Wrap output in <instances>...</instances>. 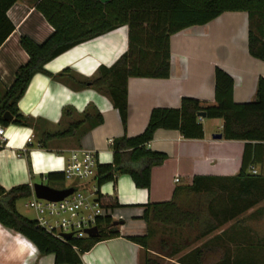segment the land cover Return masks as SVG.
<instances>
[{
    "label": "crops",
    "instance_id": "crops-1",
    "mask_svg": "<svg viewBox=\"0 0 264 264\" xmlns=\"http://www.w3.org/2000/svg\"><path fill=\"white\" fill-rule=\"evenodd\" d=\"M35 3L36 0H17L6 12L14 29L0 45V88L12 84L16 69L28 59L19 44L20 37L27 36L35 43H42L53 32ZM247 31L245 12H224L205 25L172 34L169 37V77L127 79L124 123L105 92L91 86L79 87L78 83L96 77L100 66L110 67L127 50L126 26L80 43L48 61L44 67L50 73L67 72L59 79L36 73L29 81L17 107L33 121L30 126H4L6 139L0 148L1 187L8 190L28 184L31 193L36 176L45 182L41 183L57 190L80 188L88 192L96 187L101 202L98 201L111 208L108 213L120 236L95 243L80 255L82 264H144L149 256L169 260L170 256L159 254L155 245L146 249L125 237L147 234V223L141 218L144 204L172 199L175 188H179L175 196L178 203L186 191L182 187L189 186L197 175L230 177L238 173L244 143L213 138L214 134L221 133V119L198 117L203 127L202 139H185L176 129H157L146 146L164 153L166 158L151 168L148 189L137 188L127 174H118L115 180L100 186L94 178L87 182L77 180L66 187L60 185L64 175L59 182H48L46 175L62 172L71 151L79 149L94 151L97 165L111 163L113 154L109 143L121 136L141 133L155 107L178 108L181 99L186 97L212 100L216 67L232 77L235 103L251 101L258 78H264V62L249 55ZM94 111L101 115L102 122L90 127L84 115ZM208 120L212 121L210 125H207ZM75 122L79 123L73 133L56 135ZM47 134L50 136L46 138ZM21 151L23 155L18 154ZM115 203L117 206L113 205ZM154 228L153 239L161 235L167 237L171 231L159 225ZM218 253L217 250V258L224 251ZM225 253L230 257L226 250ZM182 254L174 256L178 259ZM172 263L179 264L175 260ZM0 264L54 263L53 255L40 256L21 234L0 224Z\"/></svg>",
    "mask_w": 264,
    "mask_h": 264
},
{
    "label": "trees",
    "instance_id": "trees-1",
    "mask_svg": "<svg viewBox=\"0 0 264 264\" xmlns=\"http://www.w3.org/2000/svg\"><path fill=\"white\" fill-rule=\"evenodd\" d=\"M16 1L0 0V45L14 29L6 12ZM35 8L52 26L53 32L42 43H35L27 36L20 37L19 44L28 59L16 69L12 84L0 88V124L3 126L32 124L33 120L21 114L17 107L32 76L42 73L59 79L67 72L50 73L44 67L48 61L121 26H126L128 30L127 50L110 67L100 66L96 77L78 84L79 87L91 86L105 92L123 123L127 114V79L168 78L169 37L178 31L205 25L224 12H245L248 18V53L264 62V0H36ZM232 89V77L216 67L212 100L186 97L181 99L178 108H153L141 133L131 137L121 136L109 143L113 159L111 163L97 165L96 185L113 181L118 174H127L137 188L148 189L151 168L160 165L166 158L164 153L146 146L154 132L157 129H176L185 139H202L203 127L197 112H204L208 119L222 120V139L241 141L244 145L237 174L230 177L197 175L189 186L182 187L187 192L211 196L208 212L212 220L201 235L213 232L258 204L264 199V78H258L251 101L235 103ZM6 112L12 116L11 121L3 118ZM84 120L94 127L102 122V117L94 111L86 113ZM78 123L69 125L56 135H70ZM49 136L45 135L46 138ZM18 154L23 155L24 152ZM250 166L256 169V174L250 173ZM63 179L62 172L46 175L48 182ZM178 189H174L170 200L144 204L141 218L147 223V234L126 236L125 239L146 249L157 245L155 250L161 255L181 253L186 245L184 230L196 227L199 213L196 209L183 208L175 201ZM29 195L28 184L8 190L0 185V224L26 238L40 256L53 255L54 264H82L80 255L95 243L120 236L108 213L111 208L101 203L106 214L98 218V237L61 241L37 226L35 220L27 219L16 211L15 202ZM96 196L100 200L98 190ZM113 205L117 206V203ZM157 225L171 230L169 235L153 239ZM252 247L253 244H250L243 249L250 253ZM216 248L218 246L214 244L194 247L176 261L179 264H258L250 258L226 257L225 252L217 258ZM144 264H160V261L149 256Z\"/></svg>",
    "mask_w": 264,
    "mask_h": 264
},
{
    "label": "rangeland",
    "instance_id": "rangeland-1",
    "mask_svg": "<svg viewBox=\"0 0 264 264\" xmlns=\"http://www.w3.org/2000/svg\"><path fill=\"white\" fill-rule=\"evenodd\" d=\"M211 123V120L207 121V125H210ZM34 179L35 183H45L39 176H36ZM75 181H77L75 178H65L60 185L66 187L73 184ZM83 192L86 193L85 191ZM210 197L211 196L206 193L194 194L185 191V193L179 198L180 200H178V204L180 206L186 209H196L199 213L196 227L191 230H184L183 241L186 242V245L180 252L184 253L196 246L200 247L204 244H214L218 246L217 250L219 253H221V251L225 252L226 250L228 256L230 255L232 259L235 256H239L254 259L258 264H264V199L239 215L237 218L228 223H224L213 232L202 236V231L205 230L207 223L212 220V217L208 212V201L210 200ZM29 200L30 197L18 200L16 202V209L27 219L34 220L36 217L35 213L32 209L25 206ZM44 215L50 223H54L56 216H49L47 213ZM230 234L232 242L228 241ZM250 244H253V247L249 249H252V252L248 253V251L246 252L243 248ZM157 247L158 246L155 245L156 249ZM158 260L160 261V264H174L172 263V260L176 261L177 259L176 256H170V261L163 258H159Z\"/></svg>",
    "mask_w": 264,
    "mask_h": 264
},
{
    "label": "built area",
    "instance_id": "built-area-1",
    "mask_svg": "<svg viewBox=\"0 0 264 264\" xmlns=\"http://www.w3.org/2000/svg\"><path fill=\"white\" fill-rule=\"evenodd\" d=\"M5 139V128L0 124V147L4 145ZM96 171L97 162L94 151L79 149L71 151L62 173L67 179L75 178L87 182L95 178ZM249 171L252 174L257 172L253 166L249 167ZM174 181L177 182L178 178ZM28 197L30 200L26 206L35 212L37 226L64 242L70 238L89 237L87 230L91 227L97 228L98 218L106 214L96 196V187L86 193L80 188H73L72 193L60 201L39 199L35 196L33 189ZM45 213L56 216L54 223H50L44 217ZM64 234H70V237L64 238Z\"/></svg>",
    "mask_w": 264,
    "mask_h": 264
},
{
    "label": "water",
    "instance_id": "water-1",
    "mask_svg": "<svg viewBox=\"0 0 264 264\" xmlns=\"http://www.w3.org/2000/svg\"><path fill=\"white\" fill-rule=\"evenodd\" d=\"M197 117L204 118L205 113L197 112ZM3 118L7 121L12 120V116L7 112L3 115ZM213 138L221 139L222 134L221 133L214 134ZM32 187H33V192L37 198L49 200V201H60L67 195L71 194L73 191L72 188L57 190L43 183H34ZM114 224L116 225V222ZM87 234L89 237L95 238L99 236V230L96 227H91L87 230ZM63 236L64 238H69L70 234H64Z\"/></svg>",
    "mask_w": 264,
    "mask_h": 264
}]
</instances>
